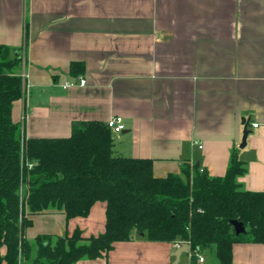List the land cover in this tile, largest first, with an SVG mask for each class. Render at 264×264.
<instances>
[{
	"label": "crops",
	"instance_id": "0c3cea01",
	"mask_svg": "<svg viewBox=\"0 0 264 264\" xmlns=\"http://www.w3.org/2000/svg\"><path fill=\"white\" fill-rule=\"evenodd\" d=\"M0 52L18 59L24 92L11 119L25 138H68L73 123L119 117L114 157L150 160L159 179L185 166L223 177L237 151V182L264 192V0H0ZM73 62L82 74H70ZM104 211L33 215L25 238L97 236ZM177 249L133 231L83 264H192L189 247L176 261ZM231 253V264H264V244L237 242ZM200 256L194 264H218L210 249Z\"/></svg>",
	"mask_w": 264,
	"mask_h": 264
},
{
	"label": "trees",
	"instance_id": "16d2710c",
	"mask_svg": "<svg viewBox=\"0 0 264 264\" xmlns=\"http://www.w3.org/2000/svg\"><path fill=\"white\" fill-rule=\"evenodd\" d=\"M18 59L0 52V264H79L94 261L127 242L132 232L149 242L188 244L212 250L218 264H231L232 245L264 244V192H249L237 179L246 173L237 151L223 177L185 166L181 175L155 178L150 160L114 157L106 124L77 122L68 138H25L11 109L23 96L14 73ZM70 74L84 72L73 62ZM95 203L105 206L104 231L82 236L25 238L31 216L60 211L67 221L86 218ZM243 223L235 236L230 221Z\"/></svg>",
	"mask_w": 264,
	"mask_h": 264
},
{
	"label": "built area",
	"instance_id": "2783aa9c",
	"mask_svg": "<svg viewBox=\"0 0 264 264\" xmlns=\"http://www.w3.org/2000/svg\"><path fill=\"white\" fill-rule=\"evenodd\" d=\"M78 82H79L80 86L85 85V80L84 79H79ZM69 86H73V84L67 83V84H65L63 86V88H67ZM105 124H106L107 128L110 130V132L112 134H118V133H120L123 130L122 119L119 118V117L110 118ZM252 127L256 128L257 124H252ZM198 148H201V146H199ZM199 171L203 172V170H201V169ZM182 244H184L186 247H188L187 243L179 242V241L174 242L173 246L175 248H180V246ZM193 253H194V256H195L196 260L199 263L203 262V258L200 256V252L199 251H194ZM190 256H191V253H190Z\"/></svg>",
	"mask_w": 264,
	"mask_h": 264
},
{
	"label": "water",
	"instance_id": "95a60500",
	"mask_svg": "<svg viewBox=\"0 0 264 264\" xmlns=\"http://www.w3.org/2000/svg\"><path fill=\"white\" fill-rule=\"evenodd\" d=\"M243 122V121H242ZM244 124V123H243ZM248 135V131H247V127L246 125H244V128H243V133H242V139H241V144L239 146V148H243L245 146V143H246V137ZM230 225L233 229V232H234V235L235 236H238V235H241V234H244L246 231H245V227L243 225V223L241 222H238V221H235V220H232L230 221ZM186 251V246L184 244H182L180 246V248H178L175 253H173V256L175 257V260L177 261L179 255L182 253V252H185Z\"/></svg>",
	"mask_w": 264,
	"mask_h": 264
},
{
	"label": "rangeland",
	"instance_id": "374dc122",
	"mask_svg": "<svg viewBox=\"0 0 264 264\" xmlns=\"http://www.w3.org/2000/svg\"><path fill=\"white\" fill-rule=\"evenodd\" d=\"M48 225H49V223H48ZM37 230H38V232H37ZM39 231H42V230H40V227L39 226H35L33 229H32V232H33V234L34 233H39ZM212 254V253H211ZM209 255V254H208ZM85 261H87L86 259H83V260H81L80 262H79V264H83Z\"/></svg>",
	"mask_w": 264,
	"mask_h": 264
}]
</instances>
